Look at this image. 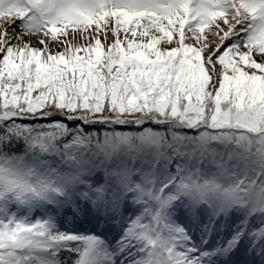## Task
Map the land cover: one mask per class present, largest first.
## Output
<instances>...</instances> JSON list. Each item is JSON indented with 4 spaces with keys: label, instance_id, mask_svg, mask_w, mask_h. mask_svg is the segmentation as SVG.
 <instances>
[{
    "label": "snow or ice",
    "instance_id": "snow-or-ice-1",
    "mask_svg": "<svg viewBox=\"0 0 264 264\" xmlns=\"http://www.w3.org/2000/svg\"><path fill=\"white\" fill-rule=\"evenodd\" d=\"M0 264H264V0H0Z\"/></svg>",
    "mask_w": 264,
    "mask_h": 264
}]
</instances>
